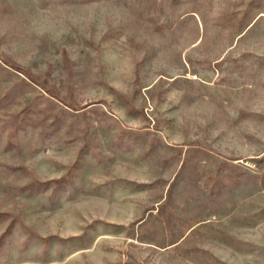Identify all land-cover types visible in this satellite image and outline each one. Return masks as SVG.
<instances>
[{"label":"rangeland","instance_id":"rangeland-1","mask_svg":"<svg viewBox=\"0 0 264 264\" xmlns=\"http://www.w3.org/2000/svg\"><path fill=\"white\" fill-rule=\"evenodd\" d=\"M0 264H264V0H0Z\"/></svg>","mask_w":264,"mask_h":264},{"label":"trees","instance_id":"trees-1","mask_svg":"<svg viewBox=\"0 0 264 264\" xmlns=\"http://www.w3.org/2000/svg\"><path fill=\"white\" fill-rule=\"evenodd\" d=\"M23 115L24 113L18 114V116L15 119H13L11 126H16V128H20L23 125V123H25L26 117Z\"/></svg>","mask_w":264,"mask_h":264}]
</instances>
